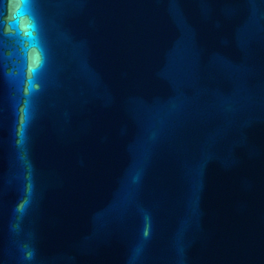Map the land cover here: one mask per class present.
I'll list each match as a JSON object with an SVG mask.
<instances>
[{"label": "water", "instance_id": "obj_1", "mask_svg": "<svg viewBox=\"0 0 264 264\" xmlns=\"http://www.w3.org/2000/svg\"><path fill=\"white\" fill-rule=\"evenodd\" d=\"M27 3L0 0V264H264V0Z\"/></svg>", "mask_w": 264, "mask_h": 264}, {"label": "clouds", "instance_id": "obj_2", "mask_svg": "<svg viewBox=\"0 0 264 264\" xmlns=\"http://www.w3.org/2000/svg\"><path fill=\"white\" fill-rule=\"evenodd\" d=\"M11 7L8 8V16L7 21L9 25L15 27L18 25V22L21 17L29 14L30 9L27 3V0H19L18 3H13V0H10ZM6 30H10L9 28H6ZM30 39H34L31 37V34H29Z\"/></svg>", "mask_w": 264, "mask_h": 264}]
</instances>
